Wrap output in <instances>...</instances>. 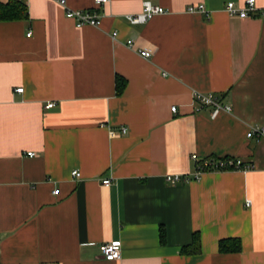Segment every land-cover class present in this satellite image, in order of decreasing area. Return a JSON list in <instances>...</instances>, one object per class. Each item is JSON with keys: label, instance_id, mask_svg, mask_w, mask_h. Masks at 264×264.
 I'll return each instance as SVG.
<instances>
[{"label": "crops", "instance_id": "1", "mask_svg": "<svg viewBox=\"0 0 264 264\" xmlns=\"http://www.w3.org/2000/svg\"><path fill=\"white\" fill-rule=\"evenodd\" d=\"M16 1L28 18L0 22V264H264V137L246 138L264 129L260 12H225L245 0H66L100 16L77 28L56 0ZM144 1L167 13L128 23ZM201 4L208 16L186 12ZM193 92L231 111L196 113ZM193 155L253 169L166 184L190 177ZM194 235L199 250L183 253ZM223 240L241 249L222 253ZM113 241L121 257L102 259Z\"/></svg>", "mask_w": 264, "mask_h": 264}, {"label": "built area", "instance_id": "2", "mask_svg": "<svg viewBox=\"0 0 264 264\" xmlns=\"http://www.w3.org/2000/svg\"><path fill=\"white\" fill-rule=\"evenodd\" d=\"M57 3L64 9L65 11V18L70 19L73 21L74 25H76L77 28H83L84 26H89L93 28H98L100 24V16L97 14L95 10H71L66 7V0H56ZM109 0H94V4L102 5L108 3ZM225 8V12L229 16H237L242 19H246L247 17H250L252 14L256 12H260L261 18L264 19V8H258L255 4V0H245L242 7H237L235 4L231 1L230 3H227ZM186 12L189 13H205L207 16V11L205 7L201 5L193 6L189 5L186 8ZM167 11L160 7V6H154L149 1H144L142 3V11L135 15H127L125 17L126 21L130 24H142L146 21L150 20L151 18L160 15L165 14ZM29 35V34H28ZM117 35L116 32L112 33V39L115 38ZM130 48H133V44H129ZM136 52L143 58L149 59L151 58L152 53L149 49H138ZM22 88H16L15 92L21 93ZM193 102L195 104L194 111L196 113L201 112L205 108L210 109V116L211 118H215L220 112H230L231 109L227 105H223L220 101V99L214 95L213 93H199V92H193ZM54 106L53 103H48L45 108L51 109ZM176 107H172L170 111L172 113H175ZM121 134L127 133L126 127H120ZM114 135V134H112ZM250 137H256L258 139L264 137V129L260 128L258 126L251 127L249 131L246 134V138L249 139ZM27 157L34 156V153L27 152ZM192 160L194 162V172L190 175V177L183 176L180 174L176 175H166L164 177V181L166 184L170 186H176L178 183L180 184H188L191 182V180H199L203 174H206L208 172L212 173H221V172H236V171H243L247 172L252 170L253 166L250 164L245 163L240 158H232V157H207L204 160H198L195 155L192 156ZM72 178H80L81 174L77 170H72L71 172ZM102 185L107 186L110 184L109 179H103L101 182ZM57 192L54 191L53 194H56ZM251 205L250 201H246L245 206L249 207ZM100 255L102 259L107 261H114L119 260L121 257V245L120 241H113L104 243L103 245L99 246Z\"/></svg>", "mask_w": 264, "mask_h": 264}, {"label": "trees", "instance_id": "3", "mask_svg": "<svg viewBox=\"0 0 264 264\" xmlns=\"http://www.w3.org/2000/svg\"><path fill=\"white\" fill-rule=\"evenodd\" d=\"M28 18L27 8L24 4L16 0H8L7 3L0 2V22L9 21H24ZM116 93L121 94L125 83L120 78H116ZM220 252H238L241 249V243L239 240H223L219 242ZM193 246L191 248H183L182 252L193 253L199 250L198 236L194 235L192 240Z\"/></svg>", "mask_w": 264, "mask_h": 264}]
</instances>
